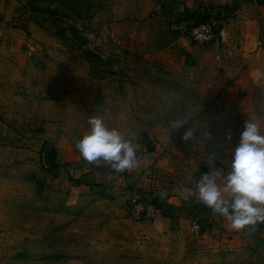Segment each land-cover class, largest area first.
Returning a JSON list of instances; mask_svg holds the SVG:
<instances>
[{
	"label": "rangeland",
	"instance_id": "374dc122",
	"mask_svg": "<svg viewBox=\"0 0 264 264\" xmlns=\"http://www.w3.org/2000/svg\"><path fill=\"white\" fill-rule=\"evenodd\" d=\"M125 1L0 0V131L35 153L0 173V264H264V241L238 246L207 219L192 236L175 221L131 218L134 194L159 206L154 194L191 188L192 165L202 163L200 178L210 152L227 171L245 121L264 133V88L244 114L203 102L187 72L122 38ZM95 115L132 142L136 168L117 173L81 157L75 145ZM184 118L179 130L168 126ZM204 132L213 137L205 146ZM50 149L58 170L39 161Z\"/></svg>",
	"mask_w": 264,
	"mask_h": 264
},
{
	"label": "crops",
	"instance_id": "0c3cea01",
	"mask_svg": "<svg viewBox=\"0 0 264 264\" xmlns=\"http://www.w3.org/2000/svg\"><path fill=\"white\" fill-rule=\"evenodd\" d=\"M125 2L119 8L122 12L119 34L122 38L126 36L127 42L135 50L153 51L170 70L187 72L195 80L196 90L203 102L213 103L220 109L236 114H244L254 108L257 101L253 100L252 94L257 89L264 88V0ZM221 13L233 19L227 29V42L224 46L197 45L186 37H179L167 30V23L175 19L184 18L197 22ZM216 56L219 58L216 59ZM261 103L264 104V99ZM48 155L38 154L44 167L50 164ZM34 158L35 153L32 150L17 148L0 131V173L23 167ZM194 161L195 159L192 162ZM55 163L59 168L63 160L55 155ZM200 163L194 162L191 167V175H196L191 188L183 187L169 192L170 194L165 190L154 194V199L162 210L161 224L170 225L175 221L182 226L183 231L190 232L188 219L195 216L200 219L199 222L204 223L207 219L217 224L214 229L221 227L231 237V242L238 246L246 245V242L261 245V241H264V225L251 234L237 232L229 226L230 222L225 218L213 215L210 209L195 202L196 183L200 179L197 174L200 168L203 170ZM211 170L212 167L205 165L204 171ZM54 176L58 177L55 174ZM76 184V187L93 186L91 183L87 186V183ZM251 245L253 246L252 243Z\"/></svg>",
	"mask_w": 264,
	"mask_h": 264
},
{
	"label": "clouds",
	"instance_id": "9594fccd",
	"mask_svg": "<svg viewBox=\"0 0 264 264\" xmlns=\"http://www.w3.org/2000/svg\"><path fill=\"white\" fill-rule=\"evenodd\" d=\"M260 111L264 113V104ZM187 122L186 118L169 120L168 126L179 130ZM88 124L89 131L75 145L87 163L100 166L103 162L117 173L138 166L135 147L120 131L107 127L98 115L90 117ZM261 128L259 120L247 119L239 143L232 149L227 171L214 167L218 155L210 152L206 163L212 170L202 174L196 183L195 202L210 209L213 215L225 218L237 232L251 234L264 225V133ZM193 136L189 128L182 139L194 141ZM197 138L203 139L204 146L213 140L208 132ZM228 139H231L230 131Z\"/></svg>",
	"mask_w": 264,
	"mask_h": 264
},
{
	"label": "built area",
	"instance_id": "2783aa9c",
	"mask_svg": "<svg viewBox=\"0 0 264 264\" xmlns=\"http://www.w3.org/2000/svg\"><path fill=\"white\" fill-rule=\"evenodd\" d=\"M232 17L225 13L213 14L203 20L190 22L184 18L168 23V31L179 37H186L194 44L205 46H224L227 42V29L232 23ZM219 57L216 56V59ZM129 214L134 221L157 220L162 216L161 208L153 202L145 200V196L134 194L130 200ZM201 223L196 219L190 221L192 236L201 233Z\"/></svg>",
	"mask_w": 264,
	"mask_h": 264
},
{
	"label": "trees",
	"instance_id": "16d2710c",
	"mask_svg": "<svg viewBox=\"0 0 264 264\" xmlns=\"http://www.w3.org/2000/svg\"><path fill=\"white\" fill-rule=\"evenodd\" d=\"M49 152L50 153L48 155V161L50 162V165H51L50 170L51 169L57 170L58 166L55 163V155H56V153H55V151L53 149H51Z\"/></svg>",
	"mask_w": 264,
	"mask_h": 264
}]
</instances>
